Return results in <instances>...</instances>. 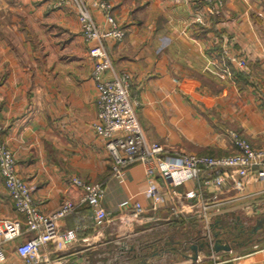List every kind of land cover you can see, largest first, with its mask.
I'll return each mask as SVG.
<instances>
[{"label": "crops", "instance_id": "crops-1", "mask_svg": "<svg viewBox=\"0 0 264 264\" xmlns=\"http://www.w3.org/2000/svg\"><path fill=\"white\" fill-rule=\"evenodd\" d=\"M56 1L0 0L4 139L42 212L65 201L78 205L59 221L63 230L79 227L78 239L43 245L37 264H264V240L237 227L239 217L252 221L264 208V182L214 201L216 189L206 181L216 174L196 176L181 160L233 153L230 131L264 149V0H226L217 16L201 0H104L126 30L122 42L106 41L107 77L130 74L144 134L165 148L153 178L140 161L113 173L105 140L93 129L98 92L78 8ZM92 14L104 27V12ZM237 59L247 61L244 70ZM74 177L103 183L109 216L102 225L89 205H79L83 191ZM198 189L201 197L186 196ZM124 201L141 203V217L121 207ZM0 219L18 220L23 229L4 245V264H27L17 247L32 233L1 173ZM218 242L231 249H217Z\"/></svg>", "mask_w": 264, "mask_h": 264}, {"label": "built area", "instance_id": "built-area-1", "mask_svg": "<svg viewBox=\"0 0 264 264\" xmlns=\"http://www.w3.org/2000/svg\"><path fill=\"white\" fill-rule=\"evenodd\" d=\"M212 15H220L226 0H202ZM74 2L78 8V21L84 41L94 66L92 77L95 81L97 98V118L93 124L96 134L103 138L112 160V171L121 175L124 168L140 161L146 168L148 177H155L159 164L164 160L165 148L157 142H149L144 134L136 113L139 102L131 97L132 78L123 72L107 77L112 70V60L106 47V41L122 42L126 30L112 13V7L104 0H57L56 6H65ZM104 12L105 26L95 20L92 9ZM238 67H247L245 59H237ZM3 127L0 125V173L5 187L16 211L25 217L26 232L32 237L17 247L18 254L27 264H37L36 254L39 249L50 242L59 241L61 245H71L78 239L79 227L63 230L59 221L74 212L78 205L65 201L51 213L42 212L33 195V188L16 170V157L4 139ZM228 136L235 151L221 156L183 155L182 165L192 169L196 176L212 171L216 175L206 184L215 187L214 201L219 195L231 188L243 191L252 180L264 182V149L254 147L250 141L236 131ZM72 182L83 191L79 205H89L94 211L95 224L100 226L109 213L103 207L105 187L101 182L87 181L74 177ZM189 198H199L202 191L190 190ZM121 207H132V217L138 219L144 212L141 203L131 204L124 201ZM23 234L22 224L18 220L0 219V264L5 263L4 245Z\"/></svg>", "mask_w": 264, "mask_h": 264}, {"label": "rangeland", "instance_id": "rangeland-1", "mask_svg": "<svg viewBox=\"0 0 264 264\" xmlns=\"http://www.w3.org/2000/svg\"><path fill=\"white\" fill-rule=\"evenodd\" d=\"M256 216H257V218H255L252 221L251 220L246 221V220L242 219L241 217H239V220H238V223H237V227L239 226V228H240V226L242 224L243 225L242 226L243 229H245L243 233H245V236L251 237L252 238L251 240H253V239H262V240H264V225L257 232L252 233L253 226L256 224V222L259 219L264 218V208L262 209V211L260 213H258V215L256 214ZM229 221H231V218L227 217L226 231L225 232L228 233V234L234 230L233 226L230 224Z\"/></svg>", "mask_w": 264, "mask_h": 264}, {"label": "water", "instance_id": "water-1", "mask_svg": "<svg viewBox=\"0 0 264 264\" xmlns=\"http://www.w3.org/2000/svg\"><path fill=\"white\" fill-rule=\"evenodd\" d=\"M263 225H264V218L259 219V220L256 222V224L253 226L252 233L257 232V231H258ZM241 226H243V225L241 224ZM221 247L224 248V249H227V250H230V249H231V247H229V246H223V245H221V244L218 242V243H217V249H220Z\"/></svg>", "mask_w": 264, "mask_h": 264}, {"label": "trees", "instance_id": "trees-1", "mask_svg": "<svg viewBox=\"0 0 264 264\" xmlns=\"http://www.w3.org/2000/svg\"><path fill=\"white\" fill-rule=\"evenodd\" d=\"M202 1V0H201ZM203 2V1H202ZM242 227V226H241Z\"/></svg>", "mask_w": 264, "mask_h": 264}]
</instances>
